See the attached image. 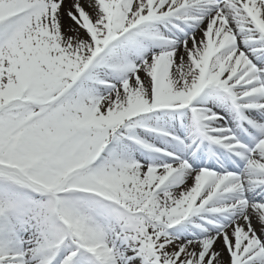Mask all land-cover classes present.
<instances>
[{"label": "snow or ice", "instance_id": "obj_1", "mask_svg": "<svg viewBox=\"0 0 264 264\" xmlns=\"http://www.w3.org/2000/svg\"><path fill=\"white\" fill-rule=\"evenodd\" d=\"M0 264H264V0H0Z\"/></svg>", "mask_w": 264, "mask_h": 264}]
</instances>
